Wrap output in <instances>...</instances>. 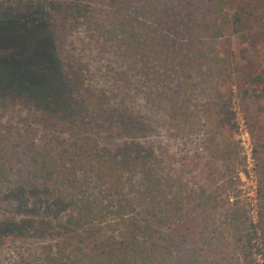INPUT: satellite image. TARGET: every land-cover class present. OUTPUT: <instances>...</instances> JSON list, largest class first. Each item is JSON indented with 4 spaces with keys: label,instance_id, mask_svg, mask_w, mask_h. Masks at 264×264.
I'll use <instances>...</instances> for the list:
<instances>
[{
    "label": "trees",
    "instance_id": "obj_1",
    "mask_svg": "<svg viewBox=\"0 0 264 264\" xmlns=\"http://www.w3.org/2000/svg\"><path fill=\"white\" fill-rule=\"evenodd\" d=\"M256 8L264 0H0V101L18 116L33 109L5 127L18 165L0 183V247L20 244L13 263L255 264L264 221L251 227L243 206L228 202L226 165L199 182L185 178L212 169L198 152L101 148L86 128L114 135L131 117L110 110L103 90L84 82L85 62L66 63L58 48L82 24L105 54L106 83L121 89L132 75L169 134L182 135L192 123L189 95L204 72L228 69L229 38L250 40ZM232 68L242 97H264L263 72Z\"/></svg>",
    "mask_w": 264,
    "mask_h": 264
},
{
    "label": "rangeland",
    "instance_id": "obj_2",
    "mask_svg": "<svg viewBox=\"0 0 264 264\" xmlns=\"http://www.w3.org/2000/svg\"><path fill=\"white\" fill-rule=\"evenodd\" d=\"M255 10L261 14V20L254 23L255 33L250 40L244 41L237 34L229 38L232 55L228 57L231 64L228 69H221L219 73L204 72L199 84L201 89L196 91L195 88L193 95H189L188 120L192 118V123L189 130L185 127L182 135L169 134L163 113L150 108L140 99L133 85L132 75L121 89L106 83L100 70L105 54H96L98 47L87 39L82 24H77L70 35L64 36L58 48V54L66 63L85 62L86 70L82 71L81 67L84 82L88 83L87 87L89 86L90 91L95 94L103 90L106 99L104 103L110 110L131 117V127L128 130L107 135L103 130L88 127L85 130L86 136H96L98 145L105 150H112L126 142L152 145L156 153L163 149L167 154H172L173 158L183 152H198L197 154L204 158L202 162L209 163L212 169L204 167L202 174L191 173L194 176L185 178L199 182H204L205 176L208 177L212 171L226 165V169L230 170V178L234 181L232 188L227 191V200L230 203L235 200L243 206L251 227L257 225L260 220L264 221V97L258 100L242 97L231 80H234L235 73L233 65L249 68L252 73H264V8ZM217 54L221 56L222 53L218 51ZM30 111L33 109L25 110V113L22 112L18 116L17 112L9 110L0 101V172H6L0 183L6 184L13 169L18 165L17 147L12 149L11 143L5 141L8 134L5 127L14 125L16 119L27 118ZM71 112L72 115H81V110L76 106L71 108ZM18 127L21 132V123H18ZM29 128L33 130L32 133H36L32 135L35 143L37 130L31 125ZM239 129L247 133L249 159L240 144ZM260 237L261 233L257 231L252 248L255 264H264ZM17 248H20L19 243L10 242L1 246L0 264H15L13 262L16 261L14 254Z\"/></svg>",
    "mask_w": 264,
    "mask_h": 264
},
{
    "label": "built area",
    "instance_id": "obj_3",
    "mask_svg": "<svg viewBox=\"0 0 264 264\" xmlns=\"http://www.w3.org/2000/svg\"><path fill=\"white\" fill-rule=\"evenodd\" d=\"M240 144L244 148V153L247 155V159H249V141H248V136L245 130L239 129V134H238ZM230 200V198H229Z\"/></svg>",
    "mask_w": 264,
    "mask_h": 264
}]
</instances>
